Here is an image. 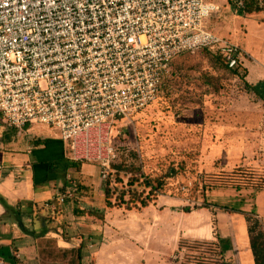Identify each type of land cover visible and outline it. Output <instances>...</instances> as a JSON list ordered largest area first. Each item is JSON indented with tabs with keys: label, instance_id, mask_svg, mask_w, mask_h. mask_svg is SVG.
Returning a JSON list of instances; mask_svg holds the SVG:
<instances>
[{
	"label": "rangeland",
	"instance_id": "obj_1",
	"mask_svg": "<svg viewBox=\"0 0 264 264\" xmlns=\"http://www.w3.org/2000/svg\"><path fill=\"white\" fill-rule=\"evenodd\" d=\"M236 1L211 16L206 28L235 42L240 36L242 48L259 56L264 52V28L239 15ZM247 84L220 65L214 53L178 56L156 99L117 124L125 168L118 174L113 169L106 179L95 162H81L89 165L85 172L71 168L72 197L65 222L89 258L103 243L99 264H196L201 254L211 260L218 250L239 264L238 254L247 242L240 237V220L247 226L245 216L219 206L258 218L256 192L234 187L247 178L235 172L239 165L252 173L253 181L264 179V83ZM35 130L40 134L36 136L52 134L42 126ZM135 170L151 178L172 175L146 208L107 207V181L118 192L127 188ZM204 204L206 208L195 209ZM186 207L191 211L185 212ZM92 208L96 215L89 214ZM258 219L264 227V219ZM181 244L185 247L179 250Z\"/></svg>",
	"mask_w": 264,
	"mask_h": 264
},
{
	"label": "built area",
	"instance_id": "obj_2",
	"mask_svg": "<svg viewBox=\"0 0 264 264\" xmlns=\"http://www.w3.org/2000/svg\"><path fill=\"white\" fill-rule=\"evenodd\" d=\"M218 11L206 0H0L3 124L50 128L69 160L95 162L108 178L118 122L156 99L176 57L207 49L228 68L250 57L206 28Z\"/></svg>",
	"mask_w": 264,
	"mask_h": 264
},
{
	"label": "crops",
	"instance_id": "obj_3",
	"mask_svg": "<svg viewBox=\"0 0 264 264\" xmlns=\"http://www.w3.org/2000/svg\"><path fill=\"white\" fill-rule=\"evenodd\" d=\"M206 1L217 5L220 11L232 0ZM243 1L235 2L236 10L243 7ZM241 16L256 20L259 29L264 28V11ZM240 38L231 41L242 48ZM243 50L250 56L244 62L245 81L251 85L264 83V52L253 56L249 50ZM35 126H42L52 134L36 136L40 134ZM81 167V172H85L89 165ZM70 170L67 148L53 130L44 125L5 128L0 115V264H89L92 258L86 249L79 251L82 241L70 236L65 222L70 201L61 204L55 201L59 193L69 189ZM47 203L51 205L46 206ZM255 203L257 217L264 219V191L256 193ZM48 207H61V213L47 219ZM240 221V237L247 242L242 243L244 252L238 254L239 264H254L247 226ZM104 245L101 243L99 251L94 252L93 264H99Z\"/></svg>",
	"mask_w": 264,
	"mask_h": 264
},
{
	"label": "trees",
	"instance_id": "obj_4",
	"mask_svg": "<svg viewBox=\"0 0 264 264\" xmlns=\"http://www.w3.org/2000/svg\"><path fill=\"white\" fill-rule=\"evenodd\" d=\"M264 11V0H244L243 1V7L239 8L237 10V13L239 15L243 14H253V13H259ZM203 52H211L216 55V61L220 65H222L227 71H229L232 75L238 77L241 80L245 81V77L247 75V69L242 65H237L234 68H228L227 64L225 63L223 57L218 53L214 51H210L207 49L201 50ZM174 61V60H173ZM173 63V62H172ZM168 75H165L162 78L159 93L162 90L166 79L168 78ZM245 83H247L245 81ZM248 85V84H247ZM251 85V84H250ZM254 88V86H251ZM158 93V94H159ZM158 96V95H157ZM81 162H75L69 160V166L70 168H81ZM244 166L239 165L236 168L235 172H240L245 174L247 177L245 180H243V183H238L234 185L236 190H242L244 188H251L256 193H260L264 191V179L253 181L252 173H248V170L246 168H243ZM125 168L124 163L119 162L113 165V169H115L116 173L120 172ZM172 173L168 172L164 175H161L157 178H151L143 176L142 174H139L138 171H134L131 173V175L128 178L127 182V188H122L121 190H117L115 188H112L111 182L107 181L103 194H104V201L105 205L109 208L113 207H123L126 210H140L143 208H146L150 206L154 201L157 199V196L160 192V190L163 189V187L166 184V178L170 177ZM116 181L118 178H116ZM206 208L207 205L204 204L201 207H195V209L200 208ZM220 209H223L225 212L228 213H241L245 216V220L247 223V233L249 238V247L253 256L254 264H264V227L262 226L260 220L256 218L251 213H246L242 210L231 208V207H222L219 206ZM185 212H190L191 209L186 207L183 209ZM90 215H96L97 211L92 208L88 210ZM61 213V207H54V208H47V219H54ZM195 244L201 245L202 243H208V242H194ZM185 244L179 245V250L184 249ZM188 247V246H187ZM81 248L79 249V251ZM215 253V258L211 260H206L205 257L201 254V256H198L196 264H232L229 260H226L223 256V252L218 250V252ZM80 256V253H79Z\"/></svg>",
	"mask_w": 264,
	"mask_h": 264
}]
</instances>
